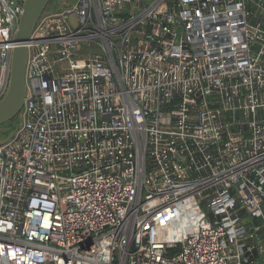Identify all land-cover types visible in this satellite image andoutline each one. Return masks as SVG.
I'll use <instances>...</instances> for the list:
<instances>
[{
  "label": "built area",
  "instance_id": "obj_1",
  "mask_svg": "<svg viewBox=\"0 0 264 264\" xmlns=\"http://www.w3.org/2000/svg\"><path fill=\"white\" fill-rule=\"evenodd\" d=\"M59 4L0 146V264H264V0Z\"/></svg>",
  "mask_w": 264,
  "mask_h": 264
},
{
  "label": "water",
  "instance_id": "obj_2",
  "mask_svg": "<svg viewBox=\"0 0 264 264\" xmlns=\"http://www.w3.org/2000/svg\"><path fill=\"white\" fill-rule=\"evenodd\" d=\"M51 1L62 0H25L19 26L15 34V46L11 55V68L5 95L0 100V126L14 120L23 106L25 97V65L27 57L26 44L42 14L48 9ZM14 131L0 135V146L12 139ZM264 256V252L262 254ZM261 262L258 260L257 264Z\"/></svg>",
  "mask_w": 264,
  "mask_h": 264
},
{
  "label": "trees",
  "instance_id": "obj_3",
  "mask_svg": "<svg viewBox=\"0 0 264 264\" xmlns=\"http://www.w3.org/2000/svg\"><path fill=\"white\" fill-rule=\"evenodd\" d=\"M56 7V8H60V4L59 3H56L55 1H51V3H50V8L51 7ZM9 130L6 132V134L5 135H7L10 131H12L13 130V128L11 127V124H9Z\"/></svg>",
  "mask_w": 264,
  "mask_h": 264
},
{
  "label": "rangeland",
  "instance_id": "obj_4",
  "mask_svg": "<svg viewBox=\"0 0 264 264\" xmlns=\"http://www.w3.org/2000/svg\"><path fill=\"white\" fill-rule=\"evenodd\" d=\"M72 2L73 1H71L70 3L72 4ZM9 124H16V118L14 119V121H13V123H6V124H3L2 126L4 127V128H8V126H9Z\"/></svg>",
  "mask_w": 264,
  "mask_h": 264
},
{
  "label": "flooded vegetation",
  "instance_id": "obj_5",
  "mask_svg": "<svg viewBox=\"0 0 264 264\" xmlns=\"http://www.w3.org/2000/svg\"><path fill=\"white\" fill-rule=\"evenodd\" d=\"M3 126H0V128H2ZM0 135H2L1 133H0Z\"/></svg>",
  "mask_w": 264,
  "mask_h": 264
},
{
  "label": "bare ground",
  "instance_id": "obj_6",
  "mask_svg": "<svg viewBox=\"0 0 264 264\" xmlns=\"http://www.w3.org/2000/svg\"><path fill=\"white\" fill-rule=\"evenodd\" d=\"M2 126V125H1ZM5 135V134H4Z\"/></svg>",
  "mask_w": 264,
  "mask_h": 264
}]
</instances>
